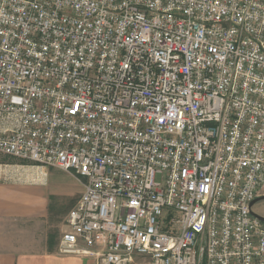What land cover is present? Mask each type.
Wrapping results in <instances>:
<instances>
[{
    "label": "built area",
    "instance_id": "2783aa9c",
    "mask_svg": "<svg viewBox=\"0 0 264 264\" xmlns=\"http://www.w3.org/2000/svg\"><path fill=\"white\" fill-rule=\"evenodd\" d=\"M0 154L83 184L62 254L264 264V0H0Z\"/></svg>",
    "mask_w": 264,
    "mask_h": 264
},
{
    "label": "crops",
    "instance_id": "0c3cea01",
    "mask_svg": "<svg viewBox=\"0 0 264 264\" xmlns=\"http://www.w3.org/2000/svg\"><path fill=\"white\" fill-rule=\"evenodd\" d=\"M68 175L49 171L35 183L0 181V264H96L90 255H65L59 252V243L49 240L53 214L64 206L53 202L54 192L72 200L70 211L81 199L84 187L73 193L61 189L52 181ZM54 179V180H53ZM264 217V216H263ZM67 230V219L65 231ZM136 256L134 262L150 264Z\"/></svg>",
    "mask_w": 264,
    "mask_h": 264
},
{
    "label": "rangeland",
    "instance_id": "374dc122",
    "mask_svg": "<svg viewBox=\"0 0 264 264\" xmlns=\"http://www.w3.org/2000/svg\"><path fill=\"white\" fill-rule=\"evenodd\" d=\"M49 171L57 173V175L69 174L58 168H43L32 163H26L0 154V181L35 183L41 181V178L44 179L45 176L48 175ZM157 181L161 182L162 178L158 176ZM52 182L61 189L69 191V193H73L81 189L80 183L74 175H72V177H59ZM53 202H60L64 206V208H57V212L53 214V223L49 231L50 242L57 245L65 232L66 216L70 210H67V208L72 205V200L56 191L54 192ZM254 211L260 216H264V201L257 204L254 207ZM132 264H139V262H133Z\"/></svg>",
    "mask_w": 264,
    "mask_h": 264
},
{
    "label": "water",
    "instance_id": "95a60500",
    "mask_svg": "<svg viewBox=\"0 0 264 264\" xmlns=\"http://www.w3.org/2000/svg\"><path fill=\"white\" fill-rule=\"evenodd\" d=\"M262 201H264V196L256 199L253 203H252V207H255L257 204L261 203ZM253 215L259 219L261 222L264 223V217L263 216H260L259 214L253 212Z\"/></svg>",
    "mask_w": 264,
    "mask_h": 264
}]
</instances>
